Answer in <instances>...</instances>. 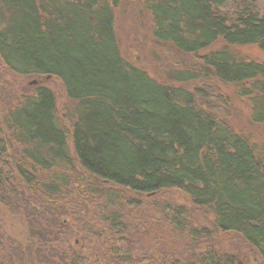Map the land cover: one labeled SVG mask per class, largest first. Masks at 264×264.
Returning a JSON list of instances; mask_svg holds the SVG:
<instances>
[{"label":"trees","instance_id":"trees-1","mask_svg":"<svg viewBox=\"0 0 264 264\" xmlns=\"http://www.w3.org/2000/svg\"><path fill=\"white\" fill-rule=\"evenodd\" d=\"M237 1L142 3L153 39L179 54L219 39L225 45L203 56L197 73L174 71L175 81L203 75L233 84L251 104L250 120L264 124V65L230 51L252 45L264 53V16L245 9L230 17L224 9ZM119 3L0 0V64L20 77L56 78L75 103L63 123L53 93L38 86L0 114V207L24 215L36 242L17 243L0 226V264H242L213 247L179 260L158 250L136 255L132 239L141 226L128 212L143 206L128 193L165 189L183 192L195 211L211 215L214 231L239 235L264 264L263 159L224 120L197 107L188 90L122 58ZM89 207L99 229L82 223L84 246L75 249L73 231L59 230L58 221L77 224ZM160 212L175 235L210 240L184 207L163 204Z\"/></svg>","mask_w":264,"mask_h":264},{"label":"rangeland","instance_id":"rangeland-1","mask_svg":"<svg viewBox=\"0 0 264 264\" xmlns=\"http://www.w3.org/2000/svg\"><path fill=\"white\" fill-rule=\"evenodd\" d=\"M245 9L254 10L264 16V1L239 0L228 5L224 11H228L229 16L232 17L233 12ZM115 20L119 50L127 63L143 69L149 76L165 85L188 90L193 94L197 107L214 113L219 119L224 120L235 133L248 140L257 157L264 161V124L250 120L251 104L247 98H241L236 94L235 85L220 83L210 75V77L201 75L198 79L187 83H180L172 78L174 71L190 70V72L197 73L203 56L225 46L222 39L196 54H179L170 46L153 39L151 20L143 7L142 0H120L115 10ZM230 51L238 58L264 65V53L257 46L232 47ZM38 86L46 87L53 93L58 115L62 122L66 123L64 115L73 112L75 103L66 97L64 87L59 80L48 76L20 77L7 71L1 64L0 114L4 109L14 106L18 98L31 94ZM128 196L143 206L141 210L132 208L128 212L129 219L137 221L141 226L139 235L132 239L136 255L142 257L150 250H158L164 256L179 260L189 255L190 252L199 253L208 247H213L220 255L235 257L242 264H261L257 252L239 235L214 231L211 215L195 211L191 207L189 198L183 192L176 189H165L149 196L132 193H128ZM163 204L178 205L188 210L192 217V226L208 229L211 232L210 240L189 242L183 234L175 235L171 232L167 221L165 222L166 214L160 212ZM91 211H93L91 207L83 211L87 215L77 224L71 217H63L58 221L59 230L71 229L73 231L74 236L70 242L75 249H81L84 246L81 240L83 233L80 231L83 224H88L84 228L89 227L91 231L99 229L98 222H93L91 219ZM27 220L22 214L10 213L0 207V226L5 234L24 246L28 244L36 246V242L28 238Z\"/></svg>","mask_w":264,"mask_h":264}]
</instances>
